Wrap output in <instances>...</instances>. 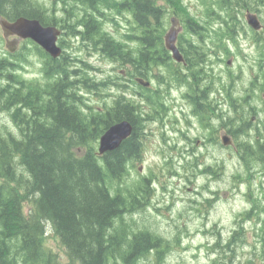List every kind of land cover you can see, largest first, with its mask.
<instances>
[{"label": "trees", "instance_id": "trees-1", "mask_svg": "<svg viewBox=\"0 0 264 264\" xmlns=\"http://www.w3.org/2000/svg\"><path fill=\"white\" fill-rule=\"evenodd\" d=\"M110 2L118 12L132 6L136 26L145 29L139 36L143 53L134 65L136 75L145 77L153 66L165 64L164 7L157 0H102L104 17ZM254 2L264 11V0ZM43 10L36 0H0V17L8 20L18 16L41 20ZM236 13L229 14L232 20ZM232 27L231 31H236L235 23ZM197 28L198 23L189 24L192 32ZM254 34L256 40L264 41V20L262 29ZM186 42L187 47L182 48L194 77L200 74L206 55L192 41ZM124 46L102 34L104 55L122 65L131 51ZM18 67L16 61L0 57V79L5 83L0 84V109L7 112L13 125L0 128V264H161L171 241L134 227L132 220L137 210L149 205L153 192L152 177L129 182L130 170L143 153L138 135L143 119L136 117L137 127L117 148L98 154V139L106 128L123 119L131 122L124 96L111 104L103 103L100 110L88 111L83 106L89 107L82 89L98 90L105 81L96 82L83 67L59 61L46 64L42 66L43 83L18 77ZM180 76L176 74L175 79L180 81ZM256 89L261 96L262 117L255 134L250 129L243 133L250 122L243 112L226 122L231 131L236 129L244 135V140L234 146V153L246 166V173L253 171L251 163L261 172V196H252V181L250 186L247 183L245 196L250 197L251 205L240 213L243 220L256 218L259 224L253 258L248 256L245 264H258L259 260L264 264V71ZM149 116L147 113L146 119ZM48 229L57 237L67 261L46 244ZM234 231H239V236L230 237L224 246L215 242L216 252L217 248L223 250L213 262L232 264L233 244L245 241L239 229Z\"/></svg>", "mask_w": 264, "mask_h": 264}, {"label": "rangeland", "instance_id": "rangeland-1", "mask_svg": "<svg viewBox=\"0 0 264 264\" xmlns=\"http://www.w3.org/2000/svg\"><path fill=\"white\" fill-rule=\"evenodd\" d=\"M221 1L157 0V4L163 6L165 11L162 16V38L170 26L172 16L180 18L183 24L185 22L179 33V43L187 47L186 41H192L203 49L206 55V62L201 65L198 80L195 82L199 86L197 90L209 86L204 82V76H209L212 89L209 88L208 91L219 90L207 98L210 107L212 108V100L216 98L226 103L223 105L226 112L224 118H238L242 112L247 118L254 116V120H249V124L244 127L243 133H249L250 129V133L255 134L262 117L261 96L257 94L256 87L261 71H264V41L256 40L255 31L245 21V13L246 7L259 8L251 12L257 14L262 24L264 11L254 0H226L227 5ZM36 2L45 9L54 5V0ZM113 3L110 2V8L104 9L106 16L119 14L117 7L111 5ZM232 12H237L233 20L229 16ZM191 22L200 25L196 33L189 29ZM127 23L123 21L120 29L114 23H104V27L113 31L112 35L118 42L137 50L139 43L129 41L130 35L125 34L132 32V23L126 26ZM233 23L236 24L234 32L231 31ZM17 45L16 54H10L5 47L0 27V57L19 64L18 77L43 83L45 78L42 74L40 54L34 49L32 41L22 39ZM124 49L127 50L126 47ZM96 58L88 57L91 64L81 67L86 70L87 76L96 82L105 81V84H100L98 90L82 89V94H85L84 102L89 105H83L85 109H99L103 103L111 104L122 95L127 101H141L143 105H148L146 115L150 114L149 119H146L145 115L139 124L138 133L142 140L143 153L130 170L129 182L135 184L141 177H152L153 192L149 205L140 211L137 210L138 212L132 215V220L134 227L156 232L171 241L172 244L165 251L161 264H217L213 259L217 258V252L223 249L217 248L216 252L214 244L218 242L220 246H224L230 237L239 236V231H234L238 229L245 241L237 240L233 244L235 256L232 264H245L248 256L253 258L252 251L257 244L255 230L259 224L256 218L249 220L246 217V220L244 217L243 220L240 213L251 205L248 199L250 197L245 196L247 183L250 186L252 181V196H261V172L259 167H255L257 165L251 163L254 169L249 171L252 172L251 175L246 173V166L237 158L232 146L202 143L210 134H214L216 139L220 138L221 118L217 117L220 115L219 110L214 108V114L213 108L209 111V117L215 118L216 126L213 128L210 123L212 129L208 132L200 120L191 114L192 106L183 98L184 92L189 88L180 87V84L177 87L178 83L171 78L164 82V79H168L166 76L169 71L162 69L163 65L157 64L150 68L145 76L151 84L148 89L135 82L132 84L135 94H145L146 97L142 101L138 95L130 98L131 92L124 78L125 74H130L129 66L122 65L119 60L112 61L106 55L100 60ZM228 60L230 63H227ZM169 82L173 87L168 86ZM195 83L191 87H194ZM0 84L4 86V80L0 79ZM155 90L158 92L154 93ZM200 96L205 97V94ZM243 98L247 100L244 101ZM232 103L238 106L233 107ZM5 124L13 127L7 112L0 109V128ZM231 132L237 140H244L241 131L233 129ZM197 139L200 141L196 142ZM236 174L247 178H235ZM48 232L46 244L67 261V256L52 229H48ZM256 262L262 264L260 260Z\"/></svg>", "mask_w": 264, "mask_h": 264}, {"label": "flooded vegetation", "instance_id": "flooded-vegetation-1", "mask_svg": "<svg viewBox=\"0 0 264 264\" xmlns=\"http://www.w3.org/2000/svg\"><path fill=\"white\" fill-rule=\"evenodd\" d=\"M117 1L122 2L124 0ZM51 7L52 8L50 9L44 8V13L42 14L41 20L39 18L35 19H38L42 26L51 25L55 26L59 30V34L56 38V44L61 48L62 52L57 57H54L49 53L45 52L44 49H42V47L38 43L32 41L33 45L36 47L38 53L40 54L39 57L41 61V66H44L46 64L51 65L57 61L67 64L68 66H78L77 68H80L81 66L85 65H90L91 61L88 60V57L96 56V60H100L101 57L104 55L102 50V34L104 32L116 41H119L112 35L113 31L106 30V28L104 27V23L105 25L106 23H114L116 26H119L120 29L123 24V21L128 22L127 24H125L126 26H128V24L131 22L132 32H125V34L130 35L129 41L138 42L139 48L137 50H133L131 48L128 49L127 46H124L128 51L131 50L129 53L130 58L128 57L127 62L122 61L124 65H127L131 68L130 74L125 75L124 78L126 79V84L128 85V88L131 92L129 94L130 98H133V96L138 95L139 99L144 101L146 97L145 94H135V89L132 88V84L134 82L144 88L149 87L150 85H145V82L147 81L145 77L136 75L137 72H135L134 69L135 63L140 62L141 54L143 53L139 36H141L142 33H145V29H141L140 27L136 26L133 15V7L129 6L128 10H126L125 12L126 14L124 13L125 10H120V12H118L119 14L107 17L103 16L102 0H54V5ZM179 21L182 24V30L185 25V22L183 24V21L180 18ZM179 37L180 34H178L177 36L176 45L183 56V61L178 62L173 59L171 51L166 49L167 58L165 64H163L164 68L162 69H167L169 73L166 72V77H168V79H164V82L169 81V79L171 78L172 80L178 83V85H176L177 87H179L180 84V87L185 88V86H187L189 88L188 91L184 92L183 98H185L191 104V114H193L198 118V120H200V122L207 128L208 132L211 128V126L209 125L210 123L213 124V128L216 126L215 118L213 119V116L209 117V111H211L213 108L214 114V108L215 110H219L220 115H217V117L221 118V124H219L221 136L220 138L216 139V136H213L214 134H210V136L206 138V141L205 139L204 141H202L203 144L207 143L214 145L215 143L225 147L232 146L233 148H235L234 146H236L237 143H240L242 141L237 140L235 138L234 134L231 132L229 126L226 123L227 120H229V118H224V114L226 112L223 105H225L226 103L215 98L214 100H212V105L214 103V107H210V102L207 100V98H209L210 95L215 94L219 90H216V92L213 90L208 91L209 88L212 89V86L209 84V76L207 75L204 76V82H206L209 86L206 85L204 88H201L200 91L197 90L199 89V86L195 82H197L199 75H195L193 77L190 74L191 68L187 65V58L183 52L182 44L179 43ZM15 52L11 54H14ZM204 63L205 62H203L202 65ZM176 74L178 76L181 75L180 77L182 79L180 81H177L175 79ZM193 83H195L194 87H191L193 86ZM168 86L173 87L170 82L168 83ZM190 88H192V90H190ZM200 94H205V97L200 96ZM128 102L129 115L131 118L133 131V128L137 127V120H139V118H142L144 120L146 111H148L146 109L148 105H143V102L141 103V101L136 103L133 100H128ZM100 109H102V107H99V110ZM220 110L223 112H220ZM250 117V120H254V116ZM209 118L210 121H208ZM223 136L229 137L232 142L227 145H224L222 142ZM199 141V139L196 140V142Z\"/></svg>", "mask_w": 264, "mask_h": 264}, {"label": "water", "instance_id": "water-1", "mask_svg": "<svg viewBox=\"0 0 264 264\" xmlns=\"http://www.w3.org/2000/svg\"><path fill=\"white\" fill-rule=\"evenodd\" d=\"M246 23L255 31L261 29L262 24L257 14L250 11L245 13ZM0 27L5 37V46L9 52L16 50L19 40L31 39L38 43L47 53L57 57L62 52L61 48L56 44V38L59 30L55 26H42L38 19L18 16L13 20L0 17ZM182 25L176 17L170 18V26L163 36L166 49L171 51L173 59L178 62L183 61L176 40L178 33L181 31ZM9 36H13L11 39ZM230 63V60L227 61ZM149 81L145 82L148 85ZM132 133V124L127 119H123L111 124L98 139V154L117 148L121 142ZM224 145L231 143L229 137L223 136Z\"/></svg>", "mask_w": 264, "mask_h": 264}, {"label": "bare ground", "instance_id": "bare-ground-1", "mask_svg": "<svg viewBox=\"0 0 264 264\" xmlns=\"http://www.w3.org/2000/svg\"><path fill=\"white\" fill-rule=\"evenodd\" d=\"M164 42V41H163Z\"/></svg>", "mask_w": 264, "mask_h": 264}]
</instances>
